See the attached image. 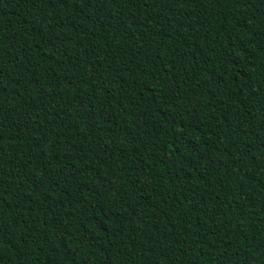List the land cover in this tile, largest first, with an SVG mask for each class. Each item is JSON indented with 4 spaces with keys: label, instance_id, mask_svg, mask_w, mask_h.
I'll return each mask as SVG.
<instances>
[{
    "label": "trees",
    "instance_id": "obj_1",
    "mask_svg": "<svg viewBox=\"0 0 264 264\" xmlns=\"http://www.w3.org/2000/svg\"><path fill=\"white\" fill-rule=\"evenodd\" d=\"M0 264H264V0H0Z\"/></svg>",
    "mask_w": 264,
    "mask_h": 264
}]
</instances>
